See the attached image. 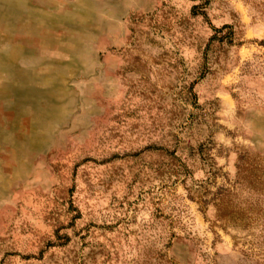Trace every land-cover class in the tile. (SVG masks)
Wrapping results in <instances>:
<instances>
[{
	"label": "rangeland",
	"instance_id": "obj_1",
	"mask_svg": "<svg viewBox=\"0 0 264 264\" xmlns=\"http://www.w3.org/2000/svg\"><path fill=\"white\" fill-rule=\"evenodd\" d=\"M0 264H264V0H0Z\"/></svg>",
	"mask_w": 264,
	"mask_h": 264
},
{
	"label": "trees",
	"instance_id": "obj_2",
	"mask_svg": "<svg viewBox=\"0 0 264 264\" xmlns=\"http://www.w3.org/2000/svg\"><path fill=\"white\" fill-rule=\"evenodd\" d=\"M225 28H229V29H231V27L230 26H227V25H225V26H223L222 28H220V29H214V35L210 38V40L211 41H222V38L220 37V38H218L217 37V34L218 33H220L221 32V30H223V29H225ZM233 40H229V42H232ZM216 202H218V206L220 207V216H219V218H225V217H227V208L229 207V202H228V200L222 195V196H216ZM203 206H205L208 202L206 201V200H202L201 202H200ZM202 208H204V207H202ZM223 212V213H222Z\"/></svg>",
	"mask_w": 264,
	"mask_h": 264
}]
</instances>
